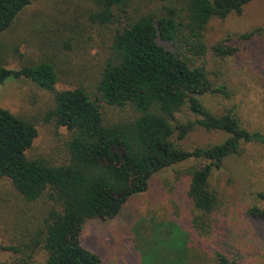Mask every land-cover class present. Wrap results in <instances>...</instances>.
Here are the masks:
<instances>
[{"label": "trees", "instance_id": "trees-1", "mask_svg": "<svg viewBox=\"0 0 264 264\" xmlns=\"http://www.w3.org/2000/svg\"><path fill=\"white\" fill-rule=\"evenodd\" d=\"M89 1L87 21L113 28L94 91L84 86L56 90V67L46 60L17 69L6 68L0 60V84L7 77H23L53 92L54 103L44 119L68 132L64 155L58 153L51 160L29 157L37 134L34 124L0 106V178L36 209L29 215L25 238L0 245L12 255L0 264H101L99 254L81 245L83 224L116 217L132 195L147 190L154 173L190 159L201 162L185 170L189 222L197 236L206 238L220 205L209 185L211 172L228 156L239 154L243 143L264 144L263 132L242 127L230 111L212 113L201 99L210 92L227 96L223 85L213 87L206 69L209 52L221 60L233 57L240 49L236 41H250L261 31L227 35L209 48L205 41L209 21L240 14L251 0H158L155 6L135 8L136 13L130 0ZM29 3L0 0V34ZM103 103L130 109V115L105 122ZM196 129L227 135L219 143L182 147L180 142ZM257 197L264 201V192ZM246 212L264 221V208L253 205ZM165 226L169 229L155 240L177 233L180 243L172 263L188 264L187 234L174 224ZM221 232L217 241L230 237ZM39 250L45 257L37 262ZM213 255L216 264H237L220 242Z\"/></svg>", "mask_w": 264, "mask_h": 264}, {"label": "rangeland", "instance_id": "rangeland-1", "mask_svg": "<svg viewBox=\"0 0 264 264\" xmlns=\"http://www.w3.org/2000/svg\"><path fill=\"white\" fill-rule=\"evenodd\" d=\"M157 4L158 0H130L133 13L135 8ZM90 7L89 0H30L0 34L2 65L17 69L46 60L55 64L56 90L84 86L94 91L113 28L88 22L85 11ZM57 21L65 24L58 25ZM255 28L261 31L253 39L235 42L240 48L235 56L221 60L209 52L206 69L213 87L223 85L227 96L210 92L201 99L212 113L230 111L242 127L264 133V1L251 0L240 14L212 18L205 41L210 48L227 35H240ZM65 43L69 45L64 46ZM53 103V92L29 79L7 77L0 84V106L30 120L36 128V137L27 151L29 157L51 160L49 157L57 158L58 153L65 154L63 141L68 132L44 119ZM103 110L105 122L130 115V109L120 110L104 103ZM226 135L222 131L196 129L180 145L191 149L219 143ZM199 162L190 159L159 170L150 178L147 190L132 195L116 217L87 220L80 236L82 247L99 254L101 264H173L180 243L177 233L171 231L164 240L155 237L169 229L165 224H174L187 234L188 264H216L213 249L219 242L228 247V254L237 264H264V221L246 212L253 205L264 208V201L257 197L258 192H264V144L243 143L239 154L228 156L222 167L211 172L209 185L218 194L220 205L213 215V230L206 238L191 229L186 197L189 177L185 170ZM35 211V205L22 200L9 181L0 178V245L8 246L25 238L26 226L32 220L29 215ZM220 230L230 237L217 241ZM36 255L37 262L45 257L42 250ZM11 257L0 248V261Z\"/></svg>", "mask_w": 264, "mask_h": 264}]
</instances>
